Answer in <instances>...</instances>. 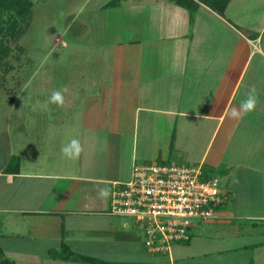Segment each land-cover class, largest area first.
Masks as SVG:
<instances>
[{
	"label": "crops",
	"instance_id": "0c3cea01",
	"mask_svg": "<svg viewBox=\"0 0 264 264\" xmlns=\"http://www.w3.org/2000/svg\"><path fill=\"white\" fill-rule=\"evenodd\" d=\"M132 6L146 16L137 37L106 50L96 82L80 90L82 112L60 109V136L67 145L77 139L79 153L45 173L24 169L9 148L0 256L13 264H264V0H228L219 11L199 1L192 25L170 0ZM253 88L255 108L232 118ZM12 155L18 170L4 172ZM137 158L222 171L215 216L166 252L148 250L132 221L138 236L111 221L129 219L109 212V198ZM62 246L69 253L51 251Z\"/></svg>",
	"mask_w": 264,
	"mask_h": 264
},
{
	"label": "rangeland",
	"instance_id": "374dc122",
	"mask_svg": "<svg viewBox=\"0 0 264 264\" xmlns=\"http://www.w3.org/2000/svg\"><path fill=\"white\" fill-rule=\"evenodd\" d=\"M31 1L30 14L21 21L24 31L5 40L9 52L0 59L4 64L0 65V166L11 148L22 158L24 169L31 166L50 173L60 169L57 162L67 156L62 150L68 141L60 136V109L67 115L82 112L88 101L84 103L85 90H80L96 82V71L106 64V50L114 49L116 42L136 38L137 24L143 22L140 17L146 16L139 12L140 7L132 6L137 0H119L106 7L109 0ZM1 16L5 19L8 13ZM54 91H61L62 103L50 100ZM130 150L120 159L126 170L130 168ZM136 162H142L141 158ZM221 174L215 172L220 187ZM5 189V180L0 178V206L4 205ZM233 197L237 202L240 195L236 192ZM111 221L114 229L120 230L125 223L124 230L138 236L130 219L113 217ZM48 242L52 245L54 241Z\"/></svg>",
	"mask_w": 264,
	"mask_h": 264
},
{
	"label": "built area",
	"instance_id": "2783aa9c",
	"mask_svg": "<svg viewBox=\"0 0 264 264\" xmlns=\"http://www.w3.org/2000/svg\"><path fill=\"white\" fill-rule=\"evenodd\" d=\"M222 203L219 179L202 178V166L134 162L128 181L110 193L109 212L128 217L152 252L190 239L195 222L211 219Z\"/></svg>",
	"mask_w": 264,
	"mask_h": 264
},
{
	"label": "trees",
	"instance_id": "16d2710c",
	"mask_svg": "<svg viewBox=\"0 0 264 264\" xmlns=\"http://www.w3.org/2000/svg\"><path fill=\"white\" fill-rule=\"evenodd\" d=\"M175 2L178 5L184 6L189 13V24L192 25L194 22L195 13L197 10V6L199 5V1L203 3H209L216 10H222V8L226 5L228 0H170ZM119 2V0H109L105 3L106 6H115ZM32 5L31 0H0V59L5 57L9 52V47L5 44V40L9 37L16 38L22 34L24 28L21 23L29 14H30V6ZM221 7V8H220ZM2 12H7V18H3L1 16ZM0 65L4 66L2 62ZM19 167V157L16 155H12L4 167V172H8L10 169L18 170ZM221 170H217L214 168L202 169V178L209 179L215 177V172ZM264 245L263 243H260ZM56 255L60 253H69V248L66 246H62L60 250L53 249L51 250ZM60 251V253H59ZM53 254V253H52ZM66 256V255H65ZM0 264H13V262L4 259L0 256Z\"/></svg>",
	"mask_w": 264,
	"mask_h": 264
},
{
	"label": "clouds",
	"instance_id": "9594fccd",
	"mask_svg": "<svg viewBox=\"0 0 264 264\" xmlns=\"http://www.w3.org/2000/svg\"><path fill=\"white\" fill-rule=\"evenodd\" d=\"M50 100L53 102L62 103L63 96L61 91H54L51 94ZM256 100L257 98L255 95V89L253 88L247 94L246 99L241 102L239 108L233 107L231 109V117L236 119H242L244 115H246L248 112L252 111L255 108ZM62 150L68 156L78 154L80 151L79 141L75 138L72 139L69 145L65 146ZM98 195L101 197H106L108 195L107 189L101 188L98 192Z\"/></svg>",
	"mask_w": 264,
	"mask_h": 264
}]
</instances>
